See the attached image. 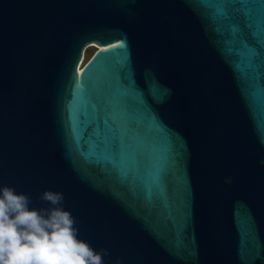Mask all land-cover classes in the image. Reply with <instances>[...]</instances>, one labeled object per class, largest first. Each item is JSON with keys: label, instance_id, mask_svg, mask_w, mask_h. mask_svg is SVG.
Here are the masks:
<instances>
[{"label": "water", "instance_id": "95a60500", "mask_svg": "<svg viewBox=\"0 0 264 264\" xmlns=\"http://www.w3.org/2000/svg\"><path fill=\"white\" fill-rule=\"evenodd\" d=\"M0 264H264V0H0Z\"/></svg>", "mask_w": 264, "mask_h": 264}, {"label": "rangeland", "instance_id": "374dc122", "mask_svg": "<svg viewBox=\"0 0 264 264\" xmlns=\"http://www.w3.org/2000/svg\"><path fill=\"white\" fill-rule=\"evenodd\" d=\"M97 49H98V46L97 44H94V43H90L85 47V49L83 50V58H82L83 60L84 55H85L84 63H86L91 58V56L96 52ZM81 64H82V61H81Z\"/></svg>", "mask_w": 264, "mask_h": 264}, {"label": "bare ground", "instance_id": "6f19581e", "mask_svg": "<svg viewBox=\"0 0 264 264\" xmlns=\"http://www.w3.org/2000/svg\"><path fill=\"white\" fill-rule=\"evenodd\" d=\"M93 43H94V42H93ZM94 44H97V46H98V49H99V48H106V47H102V46H100V45H99L98 43H96V42H95ZM82 58H83V57H82ZM84 59H85V55H84ZM84 59H83V60H81V61H82V64H81V66H80V68H79V69H81V68H82V66L85 64V63H84Z\"/></svg>", "mask_w": 264, "mask_h": 264}]
</instances>
